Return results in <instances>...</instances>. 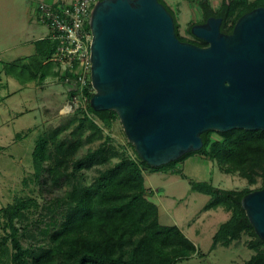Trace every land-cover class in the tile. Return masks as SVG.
<instances>
[{"label":"water","instance_id":"1","mask_svg":"<svg viewBox=\"0 0 264 264\" xmlns=\"http://www.w3.org/2000/svg\"><path fill=\"white\" fill-rule=\"evenodd\" d=\"M209 17L179 40L158 0H100L90 14V81L95 112L112 111L151 168L198 152L206 132L264 131V7L242 15L230 34ZM241 207L264 241V188Z\"/></svg>","mask_w":264,"mask_h":264},{"label":"rangeland","instance_id":"2","mask_svg":"<svg viewBox=\"0 0 264 264\" xmlns=\"http://www.w3.org/2000/svg\"><path fill=\"white\" fill-rule=\"evenodd\" d=\"M35 1L37 0H0V81L3 86L0 88V240L9 234L8 224L11 221L18 229L22 246L32 249L48 246L51 232L63 219L69 203L67 192L72 183L78 188L90 186L99 171L112 167L118 161L112 159L107 164L80 170L76 173L75 180H66L57 189L53 187L48 173L36 176L33 152L41 138L54 134L56 140L66 143L78 141L81 146L75 158L83 157L102 142L89 138L87 122L82 128L79 127V121L86 115L101 127L103 135L109 137L111 145L119 152L125 148L127 155L136 159V151L129 146L118 116L106 128L87 112L90 101L82 95L76 80L79 68L70 72L60 64L52 63V71L56 76L44 80L19 77L21 73L28 75L19 67L16 69V76L10 75L8 78L3 74V64L33 55V39L46 35V29L36 20ZM164 1L178 22L179 36L193 42L195 37L189 33L191 27L205 23L198 5L200 0ZM256 1L247 0V4L251 5ZM206 2L213 12H217L225 2L230 3L231 0ZM233 19L234 17L227 21L228 27L234 24ZM40 27L43 30L41 28L39 34L35 33V28ZM29 60L28 58L26 61ZM60 85L66 86L61 89ZM86 86L90 93L94 94L90 77L86 78ZM52 89L62 92V97L58 96L57 107L50 104L53 98ZM35 91L38 92L37 95ZM65 106H70L68 112L62 111ZM209 138L221 139L215 132L211 133ZM194 153L171 166L156 171H143L145 187L154 190L151 195L146 188L147 199L159 206L161 225L173 226L175 222L200 250L199 256L177 264H246L254 254L248 247L254 238L250 233H243L238 241L230 245L232 248L218 247L212 251L210 245L213 233L231 213L221 206L209 209V212L205 211L204 207L210 197L192 192L189 183L206 182L219 190L252 192L261 189L262 181L257 177L255 184H249L239 173H226L224 167L206 155ZM43 165L48 166L50 163ZM200 220L202 225L198 222ZM186 224H194L193 229H197L199 236L196 237L194 232L187 231ZM263 248L264 246L260 247ZM4 252L5 260L9 261V242Z\"/></svg>","mask_w":264,"mask_h":264},{"label":"trees","instance_id":"3","mask_svg":"<svg viewBox=\"0 0 264 264\" xmlns=\"http://www.w3.org/2000/svg\"><path fill=\"white\" fill-rule=\"evenodd\" d=\"M158 1L173 16L179 40L199 47L207 46L194 37L193 42L181 38L173 11L164 0ZM198 5L204 21L209 17L221 18L220 31L230 34L236 21L245 13L264 7V0H257L251 5L247 4V0H231L230 3L225 2L217 12H213L206 0L198 1ZM233 17L234 24L228 27L227 21ZM35 49L36 54L28 63L17 61L7 71L10 73L19 67L29 73L31 80L37 78L38 73L41 80L45 79L52 71V63L47 61L51 59L55 46L50 40L42 39L36 41ZM86 95L90 101L93 94L86 92ZM87 112L106 128L117 118L112 111L95 112L89 104ZM86 122L90 130L89 138L92 141L102 140L101 144L77 159L75 156L81 146L80 142L56 140L54 134L41 138L33 152L36 176L48 173L53 187L58 189L64 181L75 180L80 170L107 164L112 159L118 161L112 167L99 171L90 186L78 188L72 183L67 192L69 203L63 219L51 232L48 246L38 249L23 247L18 229L10 221L9 234L0 240V264H177L197 254L195 245L177 226H163L159 223L158 208L147 199L143 171H156L174 162L151 168L136 152V159L128 156L125 148L119 152L92 118L83 116L79 127L82 128ZM211 133L201 135L203 146L196 153H202L217 162L225 168L226 173H239L249 184H255L256 178H260L263 189L264 131L236 129L215 132L220 140H210ZM129 146L134 149L130 143ZM192 154L195 153L186 154L175 162L187 159ZM46 162L50 165L44 166ZM189 184L192 192L210 197L204 210L221 206L231 213L213 235L210 249L229 247L243 233H250L254 240L248 247L254 255L246 264H264V248L260 249L264 241L255 235L241 207L243 196L250 191L219 190L206 182L191 181ZM7 242L11 246L9 261L5 260L4 252Z\"/></svg>","mask_w":264,"mask_h":264},{"label":"built area","instance_id":"4","mask_svg":"<svg viewBox=\"0 0 264 264\" xmlns=\"http://www.w3.org/2000/svg\"><path fill=\"white\" fill-rule=\"evenodd\" d=\"M98 1L58 0L53 4H35L36 20L47 30V35L39 40L48 39L55 46L49 61L60 64L70 72L79 68L76 80L85 98H88L86 92L90 93L86 86V78L90 77L91 69L89 57L92 35L89 18Z\"/></svg>","mask_w":264,"mask_h":264},{"label":"crops","instance_id":"5","mask_svg":"<svg viewBox=\"0 0 264 264\" xmlns=\"http://www.w3.org/2000/svg\"><path fill=\"white\" fill-rule=\"evenodd\" d=\"M58 0H37V1H35V2H47V3H51V4H53V3H55V2H57ZM36 4V3H35ZM34 4V5H35ZM42 27H40V28H35V33H37V34H39V31H40V29H41ZM45 28V27H44ZM46 29V28H45ZM42 30H43V28H42ZM46 35H47V30H46ZM45 35V36H46ZM42 36V35H41ZM41 36H39V37H37L36 39H33V41H32V43H33V48H34V53H33V55H30V56H28V57H20V58H17V59H15V60H13V61H10V62H8V63H5V64H3V66H2V68H3V74L5 75V76H7L8 78H10V75H15L16 76V73H17V71H16V68L13 70V71H10V73L7 71L8 70V68H11V66H12V64L13 63H15V62H20L21 64H26V63H28L26 60L29 58H32L33 56H35V54H36V49H35V45H36V41H38L39 40V38H41ZM47 62H50V61H47ZM47 62H45L44 64H46ZM0 63H1V61H0ZM52 65V64H51ZM0 68H1V65H0ZM52 68H53V66H52ZM24 72V71H23ZM26 73H28L27 71H25ZM24 72V73H25ZM26 75V74H25ZM25 75H23V73H21L20 75H19V77L20 76H23L24 78H29L30 77V75H29V73H28V75L27 76H25ZM39 76H40V73H38V75H37V78H35V80H37V79H40L39 78ZM54 76H56V74H55V72H53V71H51V73H50V75H48V76H46L45 78H47V77H54ZM26 78V79H27ZM44 80V79H43ZM2 85V83H1V81H0V88H2L3 86H1ZM64 86H66V85H60V87H61V89L62 88H64ZM39 93H42V92H39ZM54 93V94H53ZM61 93L62 92H60L58 89H52V95H51V97H53V98H51V101H50V104H53L54 105V107H57V100H58V96L59 97H62V95H61ZM35 94L37 95L38 94V92H36L35 91ZM42 95V94H41ZM50 106H52V105H50ZM2 125H4V124H2ZM190 159V158H189ZM187 161V160H186ZM185 162V161H184ZM168 175H174L173 173H168ZM147 188V187H146ZM147 189H149L148 190V192L149 193H151V195L154 193V190H152V189H150V188H147ZM157 193H158V191H157ZM196 193V192H195ZM155 204V203H154ZM156 206H157V208H158V219H159V223L161 224V222H160V210H159V206L157 205V204H155ZM205 211H208V210H205ZM209 212V211H208ZM208 212H206V213H208ZM228 219H226L225 221H227ZM225 221H223L222 223H224ZM199 222V224L200 225H202L203 224V222L200 220V221H198ZM222 223H220V225L222 224ZM174 225L175 226H177L179 229H180V231L195 245V247L197 248V254H195V255H193L192 257H194V256H198V252H200V250H199V248L196 246V244H195V242L192 240V239H190V237L188 236V234L181 228V227H179V225H177L175 222H174ZM194 225V224H193ZM193 225L192 224H186V229H187V231H192V232H194V236H196V237H198L199 235H198V233H197V229H193ZM219 228V227H218ZM217 231V230H216ZM216 231L213 233V235L216 233ZM213 237V236H212ZM211 246V245H210ZM218 247H223V246H217V248ZM216 248V249H217ZM223 248H232L231 246H229V247H223ZM212 251H214V250H212ZM211 252V251H210ZM254 255V254H253ZM252 255V256H253ZM251 256V257H252ZM191 257V258H192ZM250 257V258H251Z\"/></svg>","mask_w":264,"mask_h":264},{"label":"bare ground","instance_id":"6","mask_svg":"<svg viewBox=\"0 0 264 264\" xmlns=\"http://www.w3.org/2000/svg\"><path fill=\"white\" fill-rule=\"evenodd\" d=\"M69 109H70V106H65L64 108H63V112H68L69 111Z\"/></svg>","mask_w":264,"mask_h":264}]
</instances>
